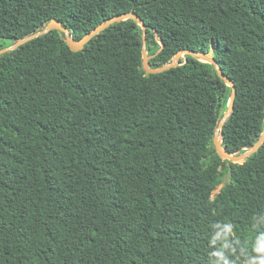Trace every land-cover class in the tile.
Listing matches in <instances>:
<instances>
[{
  "label": "trees",
  "instance_id": "1",
  "mask_svg": "<svg viewBox=\"0 0 264 264\" xmlns=\"http://www.w3.org/2000/svg\"><path fill=\"white\" fill-rule=\"evenodd\" d=\"M129 12L151 67L216 59L236 86L222 147L251 148L264 0H0V49L53 19L79 39ZM141 52L129 19L80 52L55 30L0 56V264H264V144L220 159L231 89L189 56L146 74Z\"/></svg>",
  "mask_w": 264,
  "mask_h": 264
},
{
  "label": "water",
  "instance_id": "2",
  "mask_svg": "<svg viewBox=\"0 0 264 264\" xmlns=\"http://www.w3.org/2000/svg\"><path fill=\"white\" fill-rule=\"evenodd\" d=\"M133 20L138 26H140L142 30V68L146 74H159L163 73L165 71H168L170 69L176 68L180 65L181 60L185 56L192 57L195 60H198L203 63H207L213 66L214 70L216 71L217 76L224 82V84L231 89L230 96L227 102V109L223 114V117L218 123V126L214 132V136L212 139L213 146L215 148V151L220 159L230 161L232 163H238L241 164L245 162L248 158H250L253 154L259 151L261 146L264 144V131L260 137V139L249 149H247L246 152H243L241 154L239 153H229L222 147V138H221V132L224 123L228 119V117L231 115L234 109V103L236 98V86L234 83L222 72L219 63L216 61V59L211 54H205L202 52H196L189 49H183L180 50L172 59V61L169 64L163 65L159 68H153L150 66V59L151 57L148 56V53L146 51V30L147 26L145 23L135 14L129 12V13H123L119 14L115 17H112L105 22L101 23L97 27H95L93 30H91L89 33L85 34L83 37L76 39L74 38L70 31L65 28L62 23L56 19L51 20L49 23H47L43 29L38 30L34 32L33 34L20 39L16 41L15 43L4 47L0 49V56L3 54H6L8 52L14 51L21 46L25 45L26 43L40 37L48 34L51 31H58L64 36V41L66 45L69 47V49L72 52H80L84 49L85 45L93 39L95 36L99 35L102 31L106 30L108 27H110L113 24L120 23L126 20Z\"/></svg>",
  "mask_w": 264,
  "mask_h": 264
},
{
  "label": "rangeland",
  "instance_id": "3",
  "mask_svg": "<svg viewBox=\"0 0 264 264\" xmlns=\"http://www.w3.org/2000/svg\"><path fill=\"white\" fill-rule=\"evenodd\" d=\"M247 151V149L245 150V152ZM221 187V186H220ZM220 187H218V189L214 192V194H216L218 191H219V189H220Z\"/></svg>",
  "mask_w": 264,
  "mask_h": 264
}]
</instances>
